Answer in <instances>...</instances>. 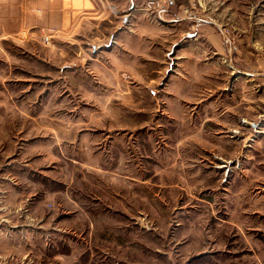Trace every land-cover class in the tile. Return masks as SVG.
<instances>
[{
    "label": "rangeland",
    "instance_id": "374dc122",
    "mask_svg": "<svg viewBox=\"0 0 264 264\" xmlns=\"http://www.w3.org/2000/svg\"><path fill=\"white\" fill-rule=\"evenodd\" d=\"M69 7L0 40V264H264V0Z\"/></svg>",
    "mask_w": 264,
    "mask_h": 264
},
{
    "label": "crops",
    "instance_id": "0c3cea01",
    "mask_svg": "<svg viewBox=\"0 0 264 264\" xmlns=\"http://www.w3.org/2000/svg\"><path fill=\"white\" fill-rule=\"evenodd\" d=\"M69 6H70V0H0V40H5L7 38L19 37L24 35L32 36V34L36 32L37 33L42 31L45 32L46 29L48 28L47 25L50 23V19L51 21L53 20L52 17L55 15V13L61 16L63 35L64 32L69 33L70 30ZM80 13H83L85 15L84 18H86V15L89 16L93 15V18H96V16L101 15L103 11H81ZM193 27L195 28L196 26ZM194 28L192 30H194ZM198 31L205 32V35H200L199 37H202L204 41H206L209 44V48L211 50H213L214 47L213 42L215 39V42L219 47L217 46L216 48L215 47L214 48L217 50V52L221 51L222 43H220L219 37L215 36L213 29L204 26V28L201 29L199 28ZM211 57H205V59L207 60V58H210L209 61H211L212 59ZM211 105H213V103H211ZM198 106L203 107L205 111L208 110L207 106L205 107L200 104L195 106V108H197ZM209 109L213 110V107L211 106V108ZM228 117L229 115L226 116V118ZM125 160H126L125 172L124 174L121 175L116 174L115 179H113L112 177V179L115 180L117 183L113 189L112 188L109 189L108 194L110 195V198L113 200L116 208L124 207L127 210L128 200L130 202V200L133 199L134 188H133V183L128 184V182H130L129 180H131V182L133 181V169L130 167V165H128V156L125 157ZM53 182H57V181H53ZM68 190L69 188L67 186V189L63 192H67ZM102 192L106 193V191H101L100 194H102ZM112 193H115V196H113ZM95 194L97 195V193ZM97 196H99L98 198H102L101 195H97ZM117 216L119 219H117L116 217L115 219L117 221H121L122 223H125L128 218V216L125 215L123 220V217H119L118 214ZM95 223H96V219H95ZM95 233L97 232L95 231ZM118 234L119 237L124 235L127 236L126 232H123L122 230H120Z\"/></svg>",
    "mask_w": 264,
    "mask_h": 264
},
{
    "label": "built area",
    "instance_id": "2783aa9c",
    "mask_svg": "<svg viewBox=\"0 0 264 264\" xmlns=\"http://www.w3.org/2000/svg\"><path fill=\"white\" fill-rule=\"evenodd\" d=\"M45 41L48 42L49 41V38L45 37Z\"/></svg>",
    "mask_w": 264,
    "mask_h": 264
},
{
    "label": "bare ground",
    "instance_id": "6f19581e",
    "mask_svg": "<svg viewBox=\"0 0 264 264\" xmlns=\"http://www.w3.org/2000/svg\"><path fill=\"white\" fill-rule=\"evenodd\" d=\"M243 78V77H242Z\"/></svg>",
    "mask_w": 264,
    "mask_h": 264
}]
</instances>
